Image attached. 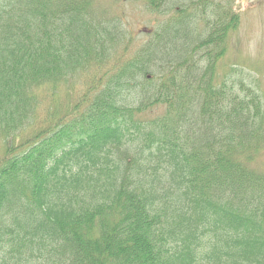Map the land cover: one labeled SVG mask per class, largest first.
Wrapping results in <instances>:
<instances>
[{
    "label": "trees",
    "instance_id": "1",
    "mask_svg": "<svg viewBox=\"0 0 264 264\" xmlns=\"http://www.w3.org/2000/svg\"><path fill=\"white\" fill-rule=\"evenodd\" d=\"M100 1L0 0V264H264V89L217 74L239 15L179 0L126 61Z\"/></svg>",
    "mask_w": 264,
    "mask_h": 264
},
{
    "label": "rangeland",
    "instance_id": "2",
    "mask_svg": "<svg viewBox=\"0 0 264 264\" xmlns=\"http://www.w3.org/2000/svg\"><path fill=\"white\" fill-rule=\"evenodd\" d=\"M168 1L170 2L171 0ZM175 1H178L179 5L175 6L172 11H170L169 15L164 16L163 12H160L157 9H150L149 5L144 0H121L118 6L114 9V13L118 12L119 15L121 14L120 20L123 24V29L127 32V37L131 41L127 49L124 51L125 40L122 46L118 49L117 54L120 57L123 54V59L131 61L141 47L146 46L151 40L152 34L159 29L162 22L167 20L170 21L176 10L183 4L180 3L179 0H173V2ZM100 2L102 3L101 5L105 4V6L110 8V4L113 3L112 0H101ZM219 2L223 3L225 6L223 7L222 13H218ZM168 4L169 3L167 2L166 6ZM227 4H230L231 6H227ZM194 6L195 5H192V7ZM211 9L213 8L211 7ZM214 9L216 13L215 17H224L225 11L229 13L235 12L240 17V25L231 39L232 52L229 51L228 54L222 57L221 62L217 67L219 79H222L226 73V75L230 74L232 69H236L237 71L233 72V77H238L239 79L245 78L248 80L249 74L252 75L253 73V76L258 78L257 80L259 84L263 86L264 89V0H215ZM197 12L200 15L198 7ZM208 15L212 16L211 12H209ZM212 18H214V16H212ZM200 25H202V22ZM172 37L173 38L170 41L172 42L171 44L162 46L160 52L162 57L167 56V52L175 55L176 50L173 48V45L175 44L178 46L182 44L183 41L186 42V40L178 38L177 33L172 35ZM186 45L187 47H191V42H188ZM113 63L114 62L112 61L109 66H103L102 68H104V70H100L99 72H96L99 67L96 68L91 66L93 69H90L86 74L81 75L79 77V79H81L79 82L82 83L84 80H87L85 76H89L91 73L93 75L92 77H97V80L100 76H108L107 74L104 75V72H106L107 69H111ZM150 65L152 66L153 63ZM250 71L252 72L250 73ZM248 81L251 80L249 79ZM103 83L105 82L103 81ZM124 96L127 100H130L132 93H130V91H125ZM162 109V107H155L150 115L155 116L161 112ZM198 121H201V119H198ZM255 166L257 167V163Z\"/></svg>",
    "mask_w": 264,
    "mask_h": 264
}]
</instances>
